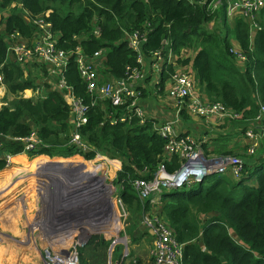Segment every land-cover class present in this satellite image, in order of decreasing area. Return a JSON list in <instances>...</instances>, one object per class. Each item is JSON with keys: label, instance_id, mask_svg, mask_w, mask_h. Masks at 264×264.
I'll use <instances>...</instances> for the list:
<instances>
[{"label": "trees", "instance_id": "obj_1", "mask_svg": "<svg viewBox=\"0 0 264 264\" xmlns=\"http://www.w3.org/2000/svg\"><path fill=\"white\" fill-rule=\"evenodd\" d=\"M212 2L0 0V12L11 3L21 6L19 10L14 5L5 14H0V75L6 91L16 94L23 89L39 88L36 77H25L22 66L6 59L4 39L10 33H17L27 39L36 31L35 25L22 18L21 10L28 13L30 19L48 11L47 19L59 34L58 46L66 51H73L79 46L89 58L104 51V65L100 73L115 78L124 75L126 66L136 65V55L127 43L125 32L145 33L142 50L146 55L157 50H162L163 54L171 51L177 56L183 49L193 51L190 67L198 90L209 103L219 102L240 114L238 119H224L220 122L222 127L234 128L236 134L242 135L248 122H252L264 106V4L258 15L260 29L251 31L243 18L236 17L231 21L226 15L227 0H224L217 12L220 18L217 28L208 30L205 26L213 14L207 7ZM97 27L98 35L94 32ZM231 40L238 43L240 54L244 57L243 66L235 61ZM188 62L189 59L183 61L184 64ZM172 71L170 65L162 69L161 90ZM65 76L76 96L87 106L85 122L77 130L90 149L83 151L70 143V106L63 92L56 89L52 81L51 84L45 82L43 95L26 99L10 96L8 105L0 107V170L4 167L2 153L17 154L22 149L21 141L13 138L25 137L31 131L36 133L41 144L37 151L27 153L29 157L46 155L50 158H67L79 154L88 160L97 152L107 151L112 157L121 160L117 180L122 183L119 194L123 203L135 217L141 215L149 210V201L140 202L132 185L133 179L151 178L161 164H164L168 172L174 171L179 165L177 156L163 161L162 151L166 139L152 129L149 120L143 125L135 121L129 124L105 121L104 113L114 107L107 100H97V103L91 105L92 97L78 75L72 56ZM215 148L214 151L223 147ZM221 153L229 154L232 151L221 149ZM248 158L243 161V174L238 179L230 174H211L189 187L162 192L158 212L167 220L176 240L183 244V264H264V155L257 160L251 155ZM81 159L75 156L57 161L80 165L73 163H82L84 160ZM49 162L52 161L45 157L35 159L32 164H27L28 169L31 167L28 174L37 173V178V171L48 174L61 166ZM110 162L112 168L109 172L112 174L117 162ZM38 165H42L39 170ZM88 169L84 171L89 179L104 171L105 167ZM7 176L8 170L0 171V177ZM72 176L70 170L65 181H73ZM24 179L23 176H16L9 185L1 188L0 195L15 191L26 182ZM91 183L97 185L94 180ZM51 188L57 189V186ZM69 196L71 201H79L75 207L76 212L85 209L86 205L95 207L100 200L92 199L97 197L96 193ZM21 197L16 200L20 201L18 204L26 203V194L22 193ZM24 214L28 218L25 210ZM33 222L45 223L38 218L33 219ZM70 227L67 223L63 229ZM101 227L108 229L105 225L95 223L93 230H100ZM51 228L50 231L43 229L50 233V240L53 231L61 230L56 226ZM138 231H141L140 226ZM111 234L108 233V236ZM109 240L104 235H92L82 248L79 247L80 262L105 264ZM26 241L29 243V239ZM120 250L121 247L117 246L113 253L114 259L120 256ZM31 253L35 256V249ZM140 263L138 259L134 264Z\"/></svg>", "mask_w": 264, "mask_h": 264}, {"label": "built area", "instance_id": "obj_2", "mask_svg": "<svg viewBox=\"0 0 264 264\" xmlns=\"http://www.w3.org/2000/svg\"><path fill=\"white\" fill-rule=\"evenodd\" d=\"M187 1L191 3L198 1L203 4L205 0ZM263 4L264 0H227L225 11L226 15L230 19L236 17L245 19L250 30L254 31L255 29H260L258 15ZM18 5L21 7L20 4ZM48 15L49 12L47 11L43 15L30 19L26 14L24 15V13H22L23 18L36 26V31L32 33L28 41L19 36L17 33H10L4 39L6 44L5 54L6 59L7 55H10L9 61L15 62L20 66L27 64V62L31 64L40 63L41 66L47 70L48 74L53 79L52 82L54 83L56 89L63 92V97L66 103L70 106V122L72 124L70 143L83 151L90 149L89 145L83 140L77 130L80 125L85 122V112L87 110V106L78 96H76L72 85L68 84L66 81L65 70L71 56L76 64L81 81L84 83L87 92L92 97L91 105H94L97 103L98 99H101L109 101L114 107L113 110H109L104 113L105 121L111 124H129L135 121L141 125H143L147 120L151 121L144 112V107L140 102L143 89H145L143 85L145 81V73L142 66L145 63L146 58H150L152 68L160 71L165 67V65H169L167 63L172 52L168 51L167 57L165 56L166 54H163L162 50H157L154 53L146 55L142 50L143 42L145 41V33H140L139 31L126 33L127 43L136 55V65L126 66L122 77L115 78L108 74H101L100 71L104 65V51H99L93 57L89 58L85 56L79 46L73 51H66L59 47V34L53 29L52 23L47 19ZM94 32L98 35L97 28ZM237 56L241 60L244 59V57L240 54V51ZM165 82L166 94L167 97L174 103L176 116L183 108L186 101L190 99V109L197 115L205 117L215 116L219 121H223L224 119H238L241 117L239 113L224 107L219 102L209 103L208 101H203L195 95L193 80L190 73L186 70L173 71L172 74H169ZM49 83L51 84V81H49ZM154 83L156 84L158 91V77L154 80ZM1 84L2 77L0 75V87ZM38 90L40 91L39 88H36L32 91H37L36 94L38 95ZM175 119L169 121L162 120L159 122L151 121L152 129L159 136L166 139V143L162 151L163 161L170 160V158L176 155L179 165L174 171L168 172L165 169L164 164H161L151 178L133 179L132 185L142 203L145 201H149L152 204L159 203L161 194L164 190L189 187L202 181L205 177L211 174H230L234 179L240 178L243 174L244 162L242 158L233 155H214L211 153H205L197 138L190 135H181L176 133ZM263 119L264 106L260 108V112L254 120L252 122H248V126H246V129L244 130V136L249 141L246 147V153L248 155H253L259 146V141L263 133L259 130L261 126L260 128H257L255 125L262 122ZM13 139L21 141L23 146L19 153L26 155L30 159L31 164L35 161V159L43 157L41 155L32 157L27 155V153L37 151L41 144V141L35 132L31 131L25 137H15ZM1 155L6 167H10L12 164V158L16 154L12 155L9 153H2ZM68 158L72 157H67V159ZM91 159H88L90 160L89 162L83 161L82 163H74L80 165L71 164L69 168L62 171L55 168L57 170H54L47 175H43L41 170L37 171L39 172V177L42 178V180L47 177V181H44L40 189H35V193L42 199V202L50 208V211L54 213L56 219H59L65 214L73 211L76 207L75 204L79 202L71 201V196L66 193H78L81 189H84L88 193L87 184H90L93 180L94 182H97L96 187L93 188V190L96 191L97 197H94L93 199L100 198L105 202L109 200V195L105 198L104 194L100 195L98 192L105 184L104 181H102L104 178L87 179L88 177L84 170L88 168L91 169L92 167L99 165H103L105 169H107V167L111 165L109 164V161L107 163L96 164L97 159H106L99 155H95ZM81 165L83 167H81ZM41 166L42 165H38V170ZM30 168L28 169L27 167L26 169V166L16 167L13 174L15 176H24L25 179L30 176L36 178L37 173L33 175L28 174ZM65 170H68L69 172L62 177L58 175L57 178L55 172H57L56 174H61L62 172L64 174ZM70 170L73 172V176L71 177L73 181L67 183L65 180L70 174ZM78 178L85 179L83 181H85L86 185L80 188L75 187V181ZM35 181L37 182V180ZM38 182L35 184H40L39 180ZM51 184L56 185L57 189L51 187L48 188ZM105 186L107 187L108 185L105 184ZM48 194H51L52 198L47 197ZM115 198L118 204L117 206L122 208V212H117L121 213L122 216H125L123 209L124 204L121 197L116 196ZM56 211H59V215H57ZM144 218V222L142 221L144 226L151 229L155 237L149 252L150 259L148 264H183V244L176 240L171 227L163 215L158 211L153 214L152 211L151 214L146 215ZM61 222H65V217L61 219ZM73 227L74 225L72 228ZM72 231H74V229H72ZM83 243H85V240L83 238H79L76 241L73 240L71 243H68L70 244L68 247H58L56 251L49 245L41 247L39 253L36 248L37 255L40 258L39 264H82L79 259V247H82ZM118 245L121 246L122 251L120 253V258L114 259L112 254L114 252V247ZM127 254V243L124 241L123 237L120 238L118 236L114 239L113 243L111 240L108 245L107 261L105 264H123L124 257H126ZM130 262H133V264L136 263L135 260Z\"/></svg>", "mask_w": 264, "mask_h": 264}, {"label": "rangeland", "instance_id": "obj_3", "mask_svg": "<svg viewBox=\"0 0 264 264\" xmlns=\"http://www.w3.org/2000/svg\"><path fill=\"white\" fill-rule=\"evenodd\" d=\"M222 1L224 2V0H213V2L207 7V10H210L213 16L209 19V22L206 24L205 26L206 29L215 30L217 28L219 24V19H220L217 12L219 13V7L221 6ZM21 12L24 13V15L26 14L28 18H30V15L28 13L22 10ZM93 26H95V23L93 24ZM126 33L128 32H125V34ZM28 40H29V37L26 39V41ZM183 50L189 53H194L193 51H190L188 49H183ZM28 63L29 62L23 65L21 70L25 77H28V76L36 77L35 81H36V85L39 86V89L45 85V82L53 81L52 77L48 74L47 70L44 69V67H42L40 63L38 64L33 63V65L31 63L29 64ZM172 73L173 71L171 72V74ZM44 91L45 90H42L40 92L38 90L39 92L38 95L43 94ZM36 93L37 91H31L30 89L27 88V89H23L22 91L17 92L16 94H10L6 91L5 85L2 81V84L0 87V107L4 105H8L7 101H9L10 96L11 97L13 96L15 98L20 97V98L26 99L30 97H35L37 95ZM98 100L105 101L101 99H98ZM246 146L241 147L240 148L241 150L239 149V151L241 153H244ZM228 148L227 150H229ZM108 153L109 152L107 151L106 153L97 152L96 155L104 157L107 160L97 159L96 164L107 163L108 161L109 162L113 161V163L117 162V167L113 170L112 174H110L109 172V170L112 168L111 166L107 167L105 171L101 172L102 175H104V177H102L104 178L102 181H104V183L107 185L109 184L110 188L108 186L106 187L104 184V186H102L98 192L100 195L108 194L109 200L107 202L105 201L100 202L101 199L99 198L100 200H98L99 203L97 206L95 207L91 206L89 210H86L83 208V210L73 213L72 215L73 217L70 220L65 218V222H61V219L69 216L68 215L69 213L65 214L63 217L59 219H56V217L54 216V213L50 211V208L46 206L44 202H42V199L38 197L35 193V189H40L44 181H47V177L42 180V178L40 177L33 178V176H30L29 178L24 179L26 180V182L20 184L15 191L9 192L4 195L2 194L0 195V264H32L33 262H36L39 264L40 258L32 256L31 252H33V249L37 248L38 253H39V250L41 247H43L44 245H49V246H52L53 249L56 251L58 247H62V246L68 247L70 244H68L67 241L72 242L73 240L76 241L79 238H83L85 240V243H83L82 245L83 247L89 241L92 235H104L106 236V238L110 239L109 243L111 240L113 243L114 239L118 236L120 238L123 237L124 241L127 243V252H128L127 256L124 257L123 264H129L130 261H134V260L138 261V259L141 260L140 264L149 263V259H150L149 252H150V249L152 247V242L154 241L155 237L152 233V230L144 226L143 219H145L144 217L146 215L151 214L152 211H153V214L156 211H158L159 203L152 204L149 202V206H150L149 210H146L144 213H141V215H138L137 217H135L133 213L129 211V209L123 203L124 204L123 209L125 212V216H122L121 213H119V212H122V208L120 206H117L118 204L115 198L116 196H120L119 193L122 187V183H119V181L117 180L118 172L121 169V160L119 158L112 157V155ZM237 154H239L238 150L233 151L232 153H229V154L221 153L220 155H233V156L240 157ZM255 155H253L252 157L256 158ZM75 156L82 158L81 160H84L86 162L90 161V160H86L85 158H83V156L79 154L72 155L71 157H75ZM45 158H48L50 161H52V162H49V164H59L60 165V161H57V157H53V158L45 157ZM68 163H70V161ZM68 163L63 164V165L70 166L71 164H68ZM23 165L27 166L24 160H23ZM82 165L81 167H83ZM68 166H62V167L67 169ZM13 168L14 167H9V166L6 167V165L4 164V167L2 168V170H0V171L8 170V176L6 178L0 177V190L5 185H9L16 177L13 174ZM58 168L60 169V167ZM60 170L62 171L64 169H60ZM64 172H65L64 174H66L69 171L65 170ZM56 173L57 172H55V175L57 176V178H58V175L60 176L61 174H63V172L61 174H56ZM43 174L47 175L46 173H43ZM36 179H37V182L38 180L40 181V184H35L37 183L35 181ZM83 186L84 184L79 186V188ZM94 187H96L95 183L90 182V185H87V189L89 188L91 189L90 192L95 191L93 190ZM22 193L26 194V199H27L26 200L27 202L24 203L23 205L21 203L18 204L20 201L19 202L16 201L17 199L21 198ZM82 194H85V192H82ZM47 197L52 198V195L48 194ZM78 205L79 204H75V206H78ZM24 210H25V213H27L26 216L28 218L23 217L22 212H24ZM48 211H49V214H48ZM44 216L45 217L49 216L50 219H48V217L45 218ZM35 218H38V220L43 221L45 223L38 224L36 222H33V219ZM30 222L32 224L31 226H30ZM67 223H71V224L73 223L74 227L72 228L71 226L68 229H63L65 228V225ZM95 223H100L102 225H105V228H108L109 231H106L108 229H104V227L103 228L101 227L100 230L94 231L93 225ZM50 226H56L57 228L61 229V231H53L54 233H53L51 240L49 239L51 238V235H49L50 233H46L47 231H44V230L50 231L51 229ZM139 226H140L141 231L136 232ZM72 229H74V231H72ZM108 233H112V234L108 236ZM27 239H29V243L26 241ZM116 248L117 246L114 247V251L116 250ZM121 251L122 250H120V253ZM57 252H60V251H57ZM106 254H107V251H106ZM119 258L120 256L115 259H119ZM111 259H112V256H111ZM105 260L107 261V256ZM31 261L33 262L30 263Z\"/></svg>", "mask_w": 264, "mask_h": 264}, {"label": "crops", "instance_id": "obj_4", "mask_svg": "<svg viewBox=\"0 0 264 264\" xmlns=\"http://www.w3.org/2000/svg\"><path fill=\"white\" fill-rule=\"evenodd\" d=\"M16 5V7L19 9V5L15 4V3H11L9 5V7H12ZM5 8V10L3 9L0 14H5L6 11L8 10V8ZM20 10V9H19ZM23 18V16H22ZM26 22H28L25 18H23ZM234 19H232L231 21H233ZM1 25H0V29H1ZM253 32H251V38H252ZM231 44H232V49H233V53L236 55L235 56V61L238 63L239 66H243V63L240 58H238V53L240 51L238 43L235 40H231ZM10 55H7V59L10 60L9 58ZM167 57V54L165 55ZM194 56V53H189L186 51H182L180 52V55L177 56L175 54H171V56L169 57V61L167 64H169L172 68L173 71H179V70H186L190 73L191 78L193 80L194 83V93L195 95H197L200 99H202L203 101H207L205 99V96L203 93H201L195 83V78H194V74L193 71L191 70V60ZM185 59H189V62L187 64H184L183 61ZM33 65V63H32ZM142 69L144 70L145 73V81H144V87L145 89H143L142 92V97L140 99L141 104L144 107V112L146 113L147 117L151 120V121H162V120H172L175 119V130L177 134H181V135H190L193 136L195 138H197V140H199L200 142V146L203 149V151H205V153H211L214 155H220L221 154V149H227L233 151L238 150L237 154L238 156H240V158H242L243 161H247L249 158V155L246 153V145H248V139L244 136V132L242 135L240 134H236V129L234 130V128H229V127H222V123L215 117V116H209V117H205V116H200L197 115L195 113H193L190 109V99H188L185 103V105L183 106V108L179 111V113L176 116V112L174 110L175 106L173 101H171L166 94V80L164 81V85H163V89L161 90V86H160V81H161V72L162 69L160 71H157L155 69L152 68V62L150 58H146L145 63L142 66ZM159 78V83H158V87L159 90L157 91L156 88V84L154 83V80L156 78ZM31 91L33 90L32 88H29ZM42 90H45V87L42 86L40 88V92ZM220 122H218V121ZM264 120V119H263ZM257 128H260V126H262V122H259L258 124L255 125ZM261 130V128L259 129ZM260 132V131H259ZM261 134V132H260ZM205 138V140H204ZM242 141V142H241ZM206 144L205 147H203L202 145ZM218 146V147H223L221 149H218L216 151H214V148ZM245 147V152L241 153L239 151V149L241 147ZM216 149V148H215ZM241 150V149H240ZM256 154V155H255ZM257 159H260V157L262 158V155H264V133L261 136V139L259 141V146L256 149L255 153L253 154ZM251 155V156H253ZM18 156H20L21 158H18ZM43 157H48L46 155H41ZM13 158H16V161H12V164L10 167H14L13 170H15L16 167H25V165H23V160L25 161L26 165L31 164V161H29V158L21 153L16 154ZM60 160H65L67 158H63V157H57ZM255 159V158H254ZM67 164V161H60V169H65L62 166H68V165H63V164ZM69 164V163H68ZM74 164V163H73ZM27 167V166H26ZM69 168V166H68ZM2 170V169H1ZM14 173V172H13ZM88 179V178H87ZM76 185L75 187L79 188V186L81 185H85V181H83V178L80 180H76ZM90 185V184H87ZM56 185H49V187H55ZM110 188V186H109ZM94 194L96 193V191L90 192V193H85V194ZM69 195V193H67ZM71 194H77L76 192H73ZM108 195V194H107ZM105 195V198L106 196ZM23 198V197H21ZM104 200H102L103 202ZM23 205V204H22ZM90 206L86 205L85 209L89 210ZM57 215H59V211H56ZM76 212V208H74L73 211H71L68 215L71 216V218L73 217V213ZM23 217L25 218V214L24 212H22ZM67 218L68 220H70L71 218ZM69 225H71V223H68ZM73 226V223H72ZM32 263V262H31ZM38 264V263H37Z\"/></svg>", "mask_w": 264, "mask_h": 264}, {"label": "water", "instance_id": "obj_5", "mask_svg": "<svg viewBox=\"0 0 264 264\" xmlns=\"http://www.w3.org/2000/svg\"><path fill=\"white\" fill-rule=\"evenodd\" d=\"M261 132L264 133V120L262 121ZM101 172H103V171H101ZM101 172H98L94 178H90V179H96V178L102 179V177H104V175H102Z\"/></svg>", "mask_w": 264, "mask_h": 264}, {"label": "bare ground", "instance_id": "obj_6", "mask_svg": "<svg viewBox=\"0 0 264 264\" xmlns=\"http://www.w3.org/2000/svg\"><path fill=\"white\" fill-rule=\"evenodd\" d=\"M18 158H21V157H18ZM14 159H16V158H12V161H13ZM97 167H104V166H103V165H99V166H97ZM87 190H88V193H90V190H91V189L89 188V189H87ZM85 193H87V192H85ZM68 218H71V216L69 215ZM35 257L38 258V255H37L36 249H35Z\"/></svg>", "mask_w": 264, "mask_h": 264}, {"label": "flooded vegetation", "instance_id": "obj_7", "mask_svg": "<svg viewBox=\"0 0 264 264\" xmlns=\"http://www.w3.org/2000/svg\"><path fill=\"white\" fill-rule=\"evenodd\" d=\"M86 192L84 189L78 191V193ZM93 199V198H92Z\"/></svg>", "mask_w": 264, "mask_h": 264}]
</instances>
